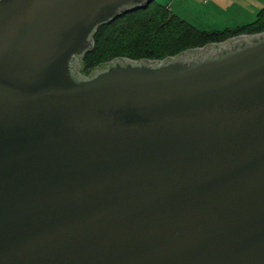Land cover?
Here are the masks:
<instances>
[{
  "label": "water",
  "instance_id": "1",
  "mask_svg": "<svg viewBox=\"0 0 264 264\" xmlns=\"http://www.w3.org/2000/svg\"><path fill=\"white\" fill-rule=\"evenodd\" d=\"M160 1L0 0V264H264V30L82 73Z\"/></svg>",
  "mask_w": 264,
  "mask_h": 264
},
{
  "label": "trees",
  "instance_id": "2",
  "mask_svg": "<svg viewBox=\"0 0 264 264\" xmlns=\"http://www.w3.org/2000/svg\"><path fill=\"white\" fill-rule=\"evenodd\" d=\"M169 8L168 4L155 3L147 15L119 25L102 39L94 60H89L82 72L89 74L92 67L114 56L163 59L189 47L264 30V6L256 13L255 19L248 23L212 30L197 28Z\"/></svg>",
  "mask_w": 264,
  "mask_h": 264
},
{
  "label": "rangeland",
  "instance_id": "3",
  "mask_svg": "<svg viewBox=\"0 0 264 264\" xmlns=\"http://www.w3.org/2000/svg\"><path fill=\"white\" fill-rule=\"evenodd\" d=\"M162 4H171L172 11L178 13L185 20L199 29L212 30L245 24L255 19L256 13L264 5V0H234L232 7L225 10L229 16L217 14L215 11L205 10L201 0H191L189 7L182 8L181 0H162ZM173 8V9H172ZM84 70V67L83 69ZM84 74V72H82ZM87 75V74H85Z\"/></svg>",
  "mask_w": 264,
  "mask_h": 264
},
{
  "label": "crops",
  "instance_id": "4",
  "mask_svg": "<svg viewBox=\"0 0 264 264\" xmlns=\"http://www.w3.org/2000/svg\"><path fill=\"white\" fill-rule=\"evenodd\" d=\"M181 1H182V8L189 7V4L191 2V0H181ZM202 2H203V5H207V7H204L205 10H209L210 9V12H214L215 11L217 14H221V15H224V16H229L225 12V10L229 9L230 7H232V5L234 3V0H202ZM200 3H201V0H198V4L199 5H200ZM168 5H169V7L171 6V4H168ZM237 25H239V24H237ZM232 27H234V26H232Z\"/></svg>",
  "mask_w": 264,
  "mask_h": 264
}]
</instances>
